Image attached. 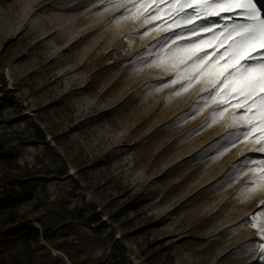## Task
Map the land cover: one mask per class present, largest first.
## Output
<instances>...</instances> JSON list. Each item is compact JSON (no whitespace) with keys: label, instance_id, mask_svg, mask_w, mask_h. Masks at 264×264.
Returning <instances> with one entry per match:
<instances>
[{"label":"rangeland","instance_id":"rangeland-1","mask_svg":"<svg viewBox=\"0 0 264 264\" xmlns=\"http://www.w3.org/2000/svg\"><path fill=\"white\" fill-rule=\"evenodd\" d=\"M86 3L0 0V173L22 186L0 220V264H260L259 247L235 251L257 241L251 223L228 233L264 210V185L244 202L234 197L252 171L210 187L261 155L251 140L210 147L231 108L178 143L217 106L165 127L206 95L203 80L140 93L174 76L128 63L165 25L106 24L123 8Z\"/></svg>","mask_w":264,"mask_h":264},{"label":"snow or ice","instance_id":"snow-or-ice-1","mask_svg":"<svg viewBox=\"0 0 264 264\" xmlns=\"http://www.w3.org/2000/svg\"><path fill=\"white\" fill-rule=\"evenodd\" d=\"M96 3L97 0H87L83 6ZM99 3L106 8H123L119 16L110 18L106 24L135 16L142 18L141 26L157 20L165 25H153L159 27V31L145 49L147 56L137 54L128 63L133 65L131 71L154 66L165 72L174 71V76L167 81L149 82L138 90L140 93L150 94L179 84L170 96L179 95L195 81L203 80L202 92L206 95L199 97L187 112L169 121L165 127L177 126L209 104L217 106L200 125L180 137L178 143L215 123L231 108L230 130L210 147L222 153L238 142L251 140L250 153L261 155L244 154L217 186L210 187L218 191L246 171H252L253 179L234 197L244 202L264 185V0H99ZM151 30L147 29L144 34ZM153 53L154 58L148 59ZM202 152L207 155L206 150ZM204 156L197 153L193 159ZM257 217H264V210L250 214L240 225L229 230L228 234H234L250 223L257 229V241H249L235 251L251 253L259 247L264 252V243L258 242L264 241V219L257 224ZM260 264H264V256L260 257Z\"/></svg>","mask_w":264,"mask_h":264},{"label":"built area","instance_id":"built-area-1","mask_svg":"<svg viewBox=\"0 0 264 264\" xmlns=\"http://www.w3.org/2000/svg\"><path fill=\"white\" fill-rule=\"evenodd\" d=\"M22 193V186L18 181L6 179L0 173V220L11 209L13 200Z\"/></svg>","mask_w":264,"mask_h":264}]
</instances>
